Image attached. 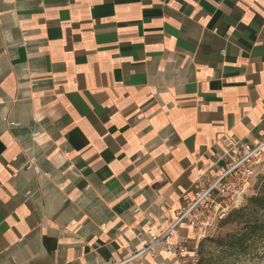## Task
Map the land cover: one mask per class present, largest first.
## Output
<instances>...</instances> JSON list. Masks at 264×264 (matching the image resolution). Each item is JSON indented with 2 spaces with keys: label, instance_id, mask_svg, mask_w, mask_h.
<instances>
[{
  "label": "crops",
  "instance_id": "obj_1",
  "mask_svg": "<svg viewBox=\"0 0 264 264\" xmlns=\"http://www.w3.org/2000/svg\"><path fill=\"white\" fill-rule=\"evenodd\" d=\"M263 139L264 0H0V264H177L150 238Z\"/></svg>",
  "mask_w": 264,
  "mask_h": 264
},
{
  "label": "built area",
  "instance_id": "obj_2",
  "mask_svg": "<svg viewBox=\"0 0 264 264\" xmlns=\"http://www.w3.org/2000/svg\"><path fill=\"white\" fill-rule=\"evenodd\" d=\"M225 156L224 163L217 167L215 174L207 170L199 176L193 198L176 210L169 227L162 234L150 238L144 252L163 248L175 257L177 264L198 263L199 244L189 254L186 243L175 234L181 225H186L201 241L230 210L246 201L256 176L264 168V139L255 145L235 143Z\"/></svg>",
  "mask_w": 264,
  "mask_h": 264
},
{
  "label": "trees",
  "instance_id": "obj_3",
  "mask_svg": "<svg viewBox=\"0 0 264 264\" xmlns=\"http://www.w3.org/2000/svg\"><path fill=\"white\" fill-rule=\"evenodd\" d=\"M261 192L248 195L239 207L230 210L219 227L234 226L222 235H208L198 246L197 264H225L259 253L264 245V174L259 178ZM210 249V253H206ZM258 255V254H256Z\"/></svg>",
  "mask_w": 264,
  "mask_h": 264
},
{
  "label": "rangeland",
  "instance_id": "obj_4",
  "mask_svg": "<svg viewBox=\"0 0 264 264\" xmlns=\"http://www.w3.org/2000/svg\"><path fill=\"white\" fill-rule=\"evenodd\" d=\"M260 174H258V176H256L255 181H254V185L253 188L250 192V195L257 193V192H261V186H260V182H259V178L261 175L264 174V168L260 169L259 171ZM234 226L232 225H226L224 227H219V224L213 228L210 232L209 235H222L225 234L228 231H232L234 230ZM211 250L207 249L206 253H210ZM259 253H255L254 255L248 256V257H244L238 261H230V262H226L225 264H264V245L261 246V248L258 251ZM258 254V255H256Z\"/></svg>",
  "mask_w": 264,
  "mask_h": 264
}]
</instances>
